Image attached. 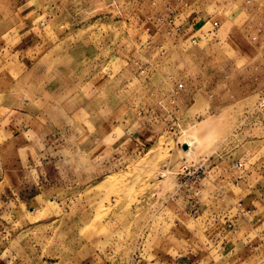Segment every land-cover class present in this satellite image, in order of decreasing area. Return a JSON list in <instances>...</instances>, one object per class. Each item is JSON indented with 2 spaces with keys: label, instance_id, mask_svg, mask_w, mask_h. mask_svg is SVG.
Masks as SVG:
<instances>
[{
  "label": "rangeland",
  "instance_id": "374dc122",
  "mask_svg": "<svg viewBox=\"0 0 264 264\" xmlns=\"http://www.w3.org/2000/svg\"><path fill=\"white\" fill-rule=\"evenodd\" d=\"M0 264H264V0H0Z\"/></svg>",
  "mask_w": 264,
  "mask_h": 264
},
{
  "label": "crops",
  "instance_id": "0c3cea01",
  "mask_svg": "<svg viewBox=\"0 0 264 264\" xmlns=\"http://www.w3.org/2000/svg\"><path fill=\"white\" fill-rule=\"evenodd\" d=\"M236 218V219H235ZM238 215L237 216H229L226 215L223 218L216 219L213 222L210 239L215 242V247L218 251H230L233 250L235 244L238 242V236L240 230L238 229ZM248 234L242 236V241L245 242L248 239Z\"/></svg>",
  "mask_w": 264,
  "mask_h": 264
}]
</instances>
